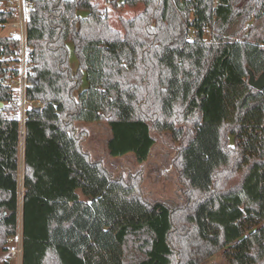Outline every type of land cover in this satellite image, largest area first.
Here are the masks:
<instances>
[{
  "label": "trees",
  "instance_id": "trees-1",
  "mask_svg": "<svg viewBox=\"0 0 264 264\" xmlns=\"http://www.w3.org/2000/svg\"><path fill=\"white\" fill-rule=\"evenodd\" d=\"M106 1L145 9L122 34L94 0H31L26 97L42 106L24 125L23 264H264V89L249 83L264 72V0ZM18 45L0 36V248L18 231L21 126L2 83ZM82 120H106L110 155L139 162L170 133L185 202L110 173Z\"/></svg>",
  "mask_w": 264,
  "mask_h": 264
},
{
  "label": "rangeland",
  "instance_id": "rangeland-1",
  "mask_svg": "<svg viewBox=\"0 0 264 264\" xmlns=\"http://www.w3.org/2000/svg\"><path fill=\"white\" fill-rule=\"evenodd\" d=\"M102 9H106L110 25L120 31H124L123 20L132 19L144 11V4L140 3L134 7L123 6L115 8L106 0H94ZM9 24L0 25V36H12L17 33V25L12 21ZM70 55L73 61V67L77 68L78 60L74 52V47L70 46ZM87 86V79L84 75L83 84L80 91ZM20 95V91H17ZM78 95V94H77ZM25 123L20 122V203L18 229L22 228V200H23V172H24V134ZM77 131L87 132L82 141V147L92 158L100 159L104 166L116 177L130 179L132 176L140 175L141 194L149 201H164L170 205H182L185 198L182 192L178 169L174 164V157L178 142L174 140L168 132H155L157 142L152 147L149 157L144 162L137 161L134 153H128L123 156L113 157L108 150V139L111 136V129L106 120L101 121H79L76 123ZM232 143H235L232 140ZM17 254H13L6 248H0V264H20ZM201 264H228L222 252L205 260Z\"/></svg>",
  "mask_w": 264,
  "mask_h": 264
},
{
  "label": "built area",
  "instance_id": "built-area-1",
  "mask_svg": "<svg viewBox=\"0 0 264 264\" xmlns=\"http://www.w3.org/2000/svg\"><path fill=\"white\" fill-rule=\"evenodd\" d=\"M1 8L12 11L13 14L10 20H13L17 28H19L17 33L12 35L13 39L19 43L17 61L10 65V77L3 79L2 83L4 85H10L15 92V100L8 101V104L17 106V110L13 113L12 117L25 123L27 110L42 106V100H28L26 97V89L30 85L27 77L29 69L34 65L27 41V22L33 4L31 0H8ZM5 58L6 56L2 57V59ZM17 91H20V95L17 94ZM7 248L11 253L17 254L19 262H21L23 258L22 228H19L15 235L8 238Z\"/></svg>",
  "mask_w": 264,
  "mask_h": 264
},
{
  "label": "water",
  "instance_id": "water-1",
  "mask_svg": "<svg viewBox=\"0 0 264 264\" xmlns=\"http://www.w3.org/2000/svg\"><path fill=\"white\" fill-rule=\"evenodd\" d=\"M249 83L251 86L258 90L264 89V72L260 74L258 77L254 75L252 71H250V79ZM4 108V102L0 101V109ZM41 107H36L37 110H40Z\"/></svg>",
  "mask_w": 264,
  "mask_h": 264
},
{
  "label": "crops",
  "instance_id": "crops-1",
  "mask_svg": "<svg viewBox=\"0 0 264 264\" xmlns=\"http://www.w3.org/2000/svg\"><path fill=\"white\" fill-rule=\"evenodd\" d=\"M12 21V24L11 25H14V22H13V20H11ZM6 24H9V23H6ZM73 47H74V45H73ZM71 51V50H70ZM70 58H71V55H70ZM71 63H72V67H73V61H72V58H71ZM78 67V66H77ZM73 69H76V68H74L73 67ZM20 264H23V259L21 260V263Z\"/></svg>",
  "mask_w": 264,
  "mask_h": 264
}]
</instances>
